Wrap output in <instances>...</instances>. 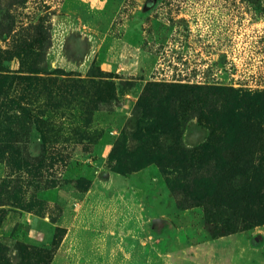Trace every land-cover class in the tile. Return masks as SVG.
<instances>
[{"label":"rangeland","instance_id":"obj_1","mask_svg":"<svg viewBox=\"0 0 264 264\" xmlns=\"http://www.w3.org/2000/svg\"><path fill=\"white\" fill-rule=\"evenodd\" d=\"M0 264H264V0H0Z\"/></svg>","mask_w":264,"mask_h":264},{"label":"trees","instance_id":"obj_2","mask_svg":"<svg viewBox=\"0 0 264 264\" xmlns=\"http://www.w3.org/2000/svg\"><path fill=\"white\" fill-rule=\"evenodd\" d=\"M29 79H41L38 76H21V77H16L10 73H1L0 75V95H2L3 98V102L9 104V105H17L20 106L22 108H24L25 104H28V99H24L25 97H21L20 95L13 97L11 96V92H14L16 90V88L19 86V91L21 94L24 92H28V88L30 87H25L24 84V80H29ZM16 81V86L14 87Z\"/></svg>","mask_w":264,"mask_h":264}]
</instances>
